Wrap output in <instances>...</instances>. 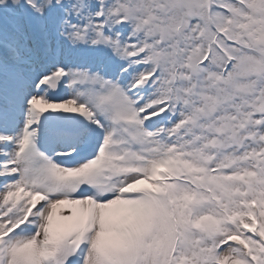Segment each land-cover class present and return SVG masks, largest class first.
Listing matches in <instances>:
<instances>
[{
    "label": "snow or ice",
    "instance_id": "snow-or-ice-1",
    "mask_svg": "<svg viewBox=\"0 0 264 264\" xmlns=\"http://www.w3.org/2000/svg\"><path fill=\"white\" fill-rule=\"evenodd\" d=\"M0 264H264V0H0Z\"/></svg>",
    "mask_w": 264,
    "mask_h": 264
}]
</instances>
